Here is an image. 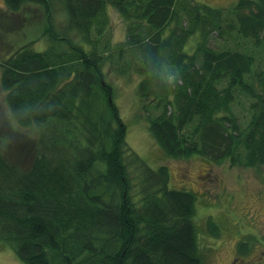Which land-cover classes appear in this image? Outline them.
Listing matches in <instances>:
<instances>
[{
    "label": "trees",
    "instance_id": "16d2710c",
    "mask_svg": "<svg viewBox=\"0 0 264 264\" xmlns=\"http://www.w3.org/2000/svg\"><path fill=\"white\" fill-rule=\"evenodd\" d=\"M61 1L65 10L55 0H4L49 42L0 50L8 123L34 137L27 170L0 153V242L25 264H209L196 196L171 189L166 166L131 155L107 75L142 78L141 111L170 157L264 168V0ZM111 11L125 24L119 43ZM208 230L222 235L211 219Z\"/></svg>",
    "mask_w": 264,
    "mask_h": 264
},
{
    "label": "rangeland",
    "instance_id": "374dc122",
    "mask_svg": "<svg viewBox=\"0 0 264 264\" xmlns=\"http://www.w3.org/2000/svg\"><path fill=\"white\" fill-rule=\"evenodd\" d=\"M196 1L226 8L233 6L238 0ZM4 4V0H0L2 52L7 50L9 54L8 51L14 44L17 46L20 39L23 41L36 39L33 50L37 52L48 46L49 41L42 35L39 36L43 27L36 26V30L28 27L20 12L5 11ZM55 8L65 10L61 0H55ZM62 11L57 14L61 20L64 16ZM111 23L113 40L116 43L123 41L125 24L115 11H111ZM65 27V25L59 26L57 30L63 32L67 29ZM187 48L189 50V45ZM141 79L136 73L120 76L112 71L107 75V81L115 89V103L124 121L125 139L131 155L137 154L153 170L166 166L170 174L169 187L173 190L189 191L196 196L194 221L199 244L209 264H230L238 256H241L245 264H264V168L232 167L229 161L215 164L199 155L180 159L170 157L151 135L150 119L141 111L143 102L138 98L137 89ZM1 91L0 88V153L19 169L27 170L33 164V135L27 128L8 123L9 112L3 104ZM234 111L242 118L243 114H246L242 112L239 104L234 105ZM152 113L158 115L159 112L153 109ZM34 136L37 138V134ZM73 156L66 150H61L57 154V157L71 161ZM132 171L135 172L138 180L140 171L138 172L135 167ZM209 219L221 229L222 235L219 239L212 238L209 233ZM239 242L247 244L249 251L246 255L239 254L237 247ZM0 264L25 263L7 244L0 242Z\"/></svg>",
    "mask_w": 264,
    "mask_h": 264
},
{
    "label": "flooded vegetation",
    "instance_id": "af4514ba",
    "mask_svg": "<svg viewBox=\"0 0 264 264\" xmlns=\"http://www.w3.org/2000/svg\"><path fill=\"white\" fill-rule=\"evenodd\" d=\"M240 257L241 256L235 257L230 264H245V262H243Z\"/></svg>",
    "mask_w": 264,
    "mask_h": 264
}]
</instances>
